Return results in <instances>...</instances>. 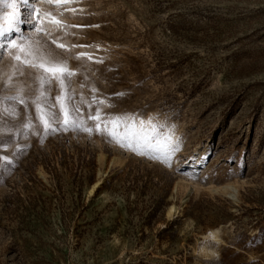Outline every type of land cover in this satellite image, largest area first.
Instances as JSON below:
<instances>
[{
  "label": "rangeland",
  "instance_id": "obj_1",
  "mask_svg": "<svg viewBox=\"0 0 264 264\" xmlns=\"http://www.w3.org/2000/svg\"><path fill=\"white\" fill-rule=\"evenodd\" d=\"M30 2L63 28L37 33L29 5L0 0V264H264V0ZM12 41L67 60L85 118L93 96L151 118L154 141L178 145L171 166L95 132L45 134L33 101L61 90Z\"/></svg>",
  "mask_w": 264,
  "mask_h": 264
},
{
  "label": "snow or ice",
  "instance_id": "obj_2",
  "mask_svg": "<svg viewBox=\"0 0 264 264\" xmlns=\"http://www.w3.org/2000/svg\"><path fill=\"white\" fill-rule=\"evenodd\" d=\"M22 2L29 5L32 13L35 14L36 19L33 22V28L37 33L44 32L40 25L44 18L49 17H51V22L55 23L58 28H63L62 23L56 20L51 12H42L40 9L35 8L34 3H31L30 0H22ZM42 2L55 4L56 7H63L73 3V0H42ZM65 10L76 11L67 8ZM44 34L50 37L49 33ZM59 39H51V44L58 49L70 51L67 45L59 42ZM10 43L14 50L12 59L18 65L36 69L40 73L36 79L39 80L42 86L56 82L61 90L60 95L52 98L55 101L54 104L49 105L44 102L47 99L44 91H41L37 100L33 101L37 111V119L40 121L45 134L57 131L60 128L82 130L89 135L95 132L136 155L148 156L150 159L171 166L170 157L178 150V145L170 143V137L164 142L154 141V137L149 135V132H155L157 126L152 123L151 118L147 123L140 120L139 125H137L135 114L107 115L100 107L104 104V101L95 96L90 102L81 97V104H85L88 108L87 117L85 118L81 115L80 106L73 104V96L67 91L71 78L78 74L76 70L69 68L67 60L61 58L58 54H54L52 50L43 51L44 44L39 41L29 44H19L15 41ZM44 43L46 44L47 41ZM0 47H4V45H0ZM72 47L89 46L73 45ZM72 58L76 60H93L92 54L83 52L75 54ZM95 62L102 63L103 61L96 60ZM21 74H23L22 70ZM93 91L96 90L93 89ZM117 95L123 94L119 93ZM10 99H19L21 104L25 103L22 98L11 97ZM57 105L59 110L53 111V108H56ZM74 113L75 115H73ZM88 121L92 122V126L88 125ZM25 126L32 127L31 123Z\"/></svg>",
  "mask_w": 264,
  "mask_h": 264
},
{
  "label": "bare ground",
  "instance_id": "obj_3",
  "mask_svg": "<svg viewBox=\"0 0 264 264\" xmlns=\"http://www.w3.org/2000/svg\"><path fill=\"white\" fill-rule=\"evenodd\" d=\"M99 184H100V180L94 183L93 189L95 187H97ZM228 188L230 189L229 196H231L233 199H235L236 198V193H237L236 189L233 186H228ZM192 189H193L192 186H186L185 195L182 197V201H181V208L186 203L187 198H188V195L190 194V192H191ZM168 212H169V214L175 215L176 213H178L177 207L174 206V205H171L169 207Z\"/></svg>",
  "mask_w": 264,
  "mask_h": 264
}]
</instances>
